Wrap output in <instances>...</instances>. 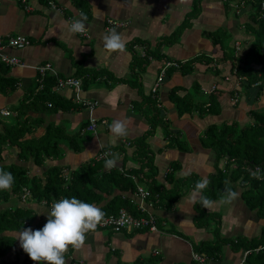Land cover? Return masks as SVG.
<instances>
[{"label": "crops", "instance_id": "obj_1", "mask_svg": "<svg viewBox=\"0 0 264 264\" xmlns=\"http://www.w3.org/2000/svg\"><path fill=\"white\" fill-rule=\"evenodd\" d=\"M48 1L54 2L63 10L51 8ZM85 1L89 6L87 34L81 35L69 31L71 21L78 19L77 14L81 13L74 0H25L24 3L18 0H0V38L6 40L8 37H18L30 42L23 48L4 47L0 50L1 54L15 56L25 64H6L9 67L8 75L17 80V85L6 95L0 93V110L15 111L14 106L36 83L38 72L35 66L50 63L59 78L72 77L78 73L76 76L80 82L85 78L88 80L85 85H81L78 94L82 101L75 98L76 90L73 87L52 88L68 106L33 114L41 119L36 134L44 132L48 124L59 125L68 134L77 133L83 149L74 152L68 148L67 138L59 137L62 154L57 158H47L42 166L32 167V174L40 175L48 166L59 165L62 166L64 174L70 175L71 170L81 163L95 160L96 154L104 148L112 150L108 159L114 155L119 157L116 167H120L124 172L130 171V178L135 182L136 188L140 186L147 189L154 178L162 187L171 188L172 183L165 181L164 177L171 164L178 163L174 176L177 178V184L181 186L182 194L174 204L175 207L153 208L152 202L146 200L147 210L159 217L158 231L125 229L121 231L123 234L110 239V236L102 232L105 228L97 229L87 234L85 245L81 249L69 247L65 254L67 264H74L80 259L85 260L87 264H141L140 262L150 256L161 257L158 264H190L192 260L198 264L193 257V253L197 252L193 250L192 245L196 241L210 239L212 234L203 227L194 225L193 216L196 214L197 204L192 202V194L195 189L186 190L185 187L189 181H195L196 178L206 179L215 171L216 163L214 152L209 146L203 145L201 136H204L205 129L210 124L236 121L243 125L250 121L248 110L251 107L264 109V91L257 99H254V95L251 96L255 88L249 95L239 93L237 96L235 89L230 88L231 77L222 78L221 74L215 75L206 68L205 56L219 55L221 47L212 45L204 32L219 27L225 28L229 35H233L230 44L236 46L238 43L236 47H239L241 28L248 17L247 8L243 7L235 13L227 12V0H200L199 15L191 19V24L185 27L177 38L165 40L164 38L172 34L184 20L193 0ZM107 18L125 22V25L115 27L126 43L123 52L108 53L104 48L103 37L109 31L105 26ZM136 39L148 42L147 45L152 51L161 39L157 56L151 55L152 58L149 59V55L146 61L134 62L133 54L141 52L134 47L135 52L130 50L129 43ZM144 49L147 52V46ZM194 56L202 58L189 65L193 67L191 71L185 73L180 71V67L168 68L156 95L151 93V87L164 62L173 61L181 65L185 60H192L190 58ZM99 69L105 72L101 73L102 76L98 79H92L90 73ZM47 75L54 76L50 73ZM234 86L238 85L235 83ZM191 88L194 89L196 98L194 92H189ZM201 92L206 96L199 97ZM185 95L193 104L199 103L202 108L195 106L180 114L175 101ZM211 98L214 99V108L218 107L217 113H204L203 110ZM86 100L95 103L91 112L83 102ZM151 110L159 111V116L166 120L165 128L177 137L178 141H172L170 145V134L164 132V124L159 123L160 121L152 123L153 117L149 116ZM90 116L96 118V132L85 130ZM114 120L124 121L129 135L122 138L113 135L109 126ZM3 121L12 123L15 118H3L0 115V125ZM143 146L146 153L141 150ZM16 151V147L7 149V163L15 161ZM141 156L143 157L140 158ZM219 165H224V161L221 160ZM151 167L156 171L154 175L150 171ZM187 176L189 181L182 179ZM236 192L237 198L228 203L224 212L219 211V231L223 237L235 240L237 237H258L264 228V216L250 210L241 199L240 191ZM114 193L120 191L115 189ZM122 194L136 205L140 202L136 190ZM111 197L112 195H104L99 204H105ZM215 201L212 200L213 203ZM30 202L29 206L33 210L31 222H26L20 230L6 232L15 240L23 228H42L54 203H37L34 200ZM15 204L23 205L22 201L13 197L1 207ZM210 210L206 209L207 212ZM109 231L113 233L112 230ZM262 245L264 243H261ZM223 249L224 262H209L244 264L245 256L251 253H245L249 248L235 250L228 244H225ZM203 257L206 261L207 257ZM15 260L17 264H25L27 261L36 264L23 251L18 240L0 256V264H12Z\"/></svg>", "mask_w": 264, "mask_h": 264}, {"label": "trees", "instance_id": "obj_2", "mask_svg": "<svg viewBox=\"0 0 264 264\" xmlns=\"http://www.w3.org/2000/svg\"><path fill=\"white\" fill-rule=\"evenodd\" d=\"M264 0H227L225 2L226 11L236 12L241 8H247V20L243 22V27L250 32L248 35H242L239 47H233L230 53H226L223 42L227 38V31L219 27L213 31H205L204 34L209 38L212 45L221 47L219 55H210L206 60V68L215 75L221 74L220 77H231L230 88L235 89L242 95H249L250 91L255 88L254 99H257L264 91ZM249 3V6L247 5ZM74 4L82 13L88 15L89 6L85 0H74ZM201 11L200 0H193L189 11L184 20L165 40H173L183 31L185 27L191 24V19L196 18ZM243 12V9H242ZM219 32H223L221 35ZM161 39L155 44L154 51L150 50L148 42L144 40H133L129 43V48L135 52L133 45L141 44L147 46V52L142 54L134 53L133 61L141 63L146 61L148 56L156 57L159 53ZM233 45V44H232ZM235 51V52H234ZM205 55V54H204ZM235 55H240L241 60L238 62L232 59ZM194 56L190 61L185 60L180 65V71L187 73L193 67L189 66L193 61L200 60ZM190 68H188V67ZM187 67V68H185ZM8 65L0 62V93L6 95L12 92L17 85V80L8 75ZM105 72L99 69L92 71L90 76L92 79L98 77ZM76 75L78 73L74 74ZM88 79L81 81V85H85ZM258 82L254 87L253 84ZM235 83L238 85L235 87ZM57 78L54 76L38 75L36 83L33 87L23 95L22 99L14 106L16 111L15 121L12 123L5 122L0 125V168L9 171L14 176V183L10 190L0 191V256L4 255L8 249L16 242L15 238L8 235L7 231H15L22 229L26 222L33 219V210L29 206L30 201L37 203H51L59 201L63 198L76 197L77 199L95 204L101 208L106 215L116 214L121 208L126 209L134 216L146 215V211L137 209L135 203L130 198L123 195L122 192H134L136 190L135 182L130 178V171L124 172L120 167L106 168L105 160H89L81 163L78 167L71 170L70 175L64 174L62 166L50 165L38 175L31 173L34 166H42L47 158H57L62 154L59 137L67 138V146L74 152H80L83 144L79 141L77 133L68 134L62 126L48 124L41 134H36L37 127L41 119L33 114L49 109L56 110L58 107L66 108L68 103L62 102V98L58 96L52 88L56 86ZM172 95V92H170ZM187 95V94H186ZM176 98L175 105L177 111L182 114L190 111L193 107L202 108L199 103H192L187 97ZM241 97V96H240ZM61 101V102H60ZM154 102V100H151ZM194 101V100H193ZM256 102V100H255ZM214 99H209V104L203 110L204 113H217L218 107L213 106ZM50 104V105H49ZM47 105L49 107H47ZM209 106V107H208ZM218 106V105H217ZM199 108V109H200ZM159 111L151 110L152 123L156 122L164 124V132L170 134L166 127V120L159 116ZM250 121L240 125L236 121L222 122L221 124H210L206 127L204 136H201L203 145L209 146L215 155L214 172H211L206 179L210 181L206 189L200 195L206 196L208 199L217 200L223 197L225 186L228 185L236 192L240 188V197L244 204L259 216H264V178L256 179L251 173L259 170V175L264 177V109L253 106L248 110ZM155 121V123H154ZM87 124V123H86ZM80 133V130H79ZM178 132L176 131V134ZM171 135V136H170ZM169 143L178 141V138L170 134ZM173 137V138H172ZM16 147L15 161L7 163L5 161L7 149ZM143 151L146 153V148ZM138 156V155H137ZM141 156L140 158H142ZM224 161V165L220 166V161ZM178 163L171 164L166 173L164 180L172 183L171 188L162 187L155 178L148 184L146 190L149 191V201L152 202L153 208L163 207L172 209L178 201L182 192L180 185L177 184V178L174 172L178 169ZM102 165V166H101ZM104 167V168H101ZM152 174L156 173L153 167L150 168ZM192 177V176H191ZM186 179V178H182ZM189 181L185 187L186 190L195 189L196 182ZM25 187L30 196L24 201L22 200V188ZM118 189L120 193H114ZM114 193V194H113ZM104 195H112L111 198L103 205H100ZM13 197L22 201L23 205H13L9 207H1ZM30 200V201H29ZM33 203V202H32ZM196 214L193 216V223L197 227H203L212 235L210 239H202L194 242L193 250L207 257L206 262L213 263L224 262L223 246L228 244L232 249H248L251 250L261 243H264V228L258 237L244 239L242 237L226 238L219 231V218L216 224H212L207 212L199 202L196 203ZM219 215V214H218ZM155 216V215H154ZM156 224L159 217H156ZM149 230L148 228H136L134 231ZM163 229V228H162ZM164 230V229H163ZM161 257L150 256L141 264H158ZM244 264H264V251L255 253L251 251L245 256ZM12 264H17L15 260ZM190 264H196L191 261Z\"/></svg>", "mask_w": 264, "mask_h": 264}, {"label": "clouds", "instance_id": "obj_3", "mask_svg": "<svg viewBox=\"0 0 264 264\" xmlns=\"http://www.w3.org/2000/svg\"><path fill=\"white\" fill-rule=\"evenodd\" d=\"M77 15L79 18L71 22L69 31L73 34H87V15L82 12ZM103 40L104 48L108 53L123 52L126 48V43L116 28L110 29ZM109 128L118 138L129 135L127 124L122 120H114ZM118 159L119 157L115 155L106 159L105 167L108 169L116 167ZM251 175L256 179L264 178L259 175V170L252 172ZM13 183V174L0 168V191L10 190ZM209 183L208 179L198 180L192 194V202L194 204L199 202L206 209H209L213 202L200 193ZM237 195V192L226 185L221 203H230L237 198ZM105 216L106 213L95 204L83 202L76 197L63 198L52 204L42 228L35 230L31 227L23 228L17 234L16 240L36 264H67L65 254L69 247L76 250L84 247L87 234L95 232L99 226L106 223Z\"/></svg>", "mask_w": 264, "mask_h": 264}, {"label": "built area", "instance_id": "obj_4", "mask_svg": "<svg viewBox=\"0 0 264 264\" xmlns=\"http://www.w3.org/2000/svg\"><path fill=\"white\" fill-rule=\"evenodd\" d=\"M18 1H21L23 3L25 2V0H18ZM48 4L51 8L58 9L59 11L63 10L61 7H58L52 1H48ZM263 6H264V1L262 2V7ZM123 25H125V22L110 19V18L106 19V25L105 26H106L107 30H110V29L115 28L117 26H123ZM81 35H86V34H81ZM29 43H30L29 40L21 39L18 37H8L6 40H3L2 38H0V50L3 49L4 47L23 48V47L29 45ZM236 46H238V43L236 44ZM133 47L140 49L141 54L144 55V53H145L144 47L145 46L143 47V45L136 43L133 45ZM151 58L152 57L149 56V59H151ZM0 60L3 63L8 64V65H18V66H24L25 65L19 58L15 57V56H8V55L1 54V53H0ZM172 66L180 67V63L173 62V61H166L159 68L158 75L155 79L153 86L151 87V93L153 95H156L157 90H158V88H159V86L163 80V76L165 75L167 69L172 67ZM35 69L38 72V75H40V76H44L47 73L54 75L57 78V84H56L57 89H62L64 87L75 88V90H76L75 98L78 101H82V99H80L78 97V94H79V91L81 88L80 80H78L75 77H71V76L65 77V78L57 77L56 70L52 67V65L50 63L39 64V65L35 66ZM257 84H258V82L254 83V86H256ZM83 102L85 103V105L89 109V111L91 112L95 103L91 102V101L89 102L88 100L83 101ZM0 115L3 118H13L16 116V112L11 111L9 109H2V110H0ZM96 129H97L96 118L90 116L88 124L85 127V130H88L91 132H96ZM111 153H112L111 149L101 148L100 151L96 154L95 159L96 160L108 159L109 158L108 156H110ZM136 192L140 198V202H138L136 205L137 209L141 210V211H146L147 216L146 215L134 216L131 213H129L126 209L121 208L118 211V213H116V214L106 215L105 216L106 223H104L102 226H99L97 229L110 228L112 231L118 232V231H122L125 229L126 230H133L136 228H148L150 231H158V227L156 224V218H155L154 214L152 212H150L149 210H147V208H146V205H147L146 200L149 199V191L138 186L136 188ZM28 196H30L29 191L25 187H23L22 193H21L22 200L24 201ZM260 250H264V245H262V246L259 245L255 248L251 249V250H247V251H245V253H248L249 251L258 252ZM193 257L198 262V264H213L211 262L207 263L205 261V258L202 255H199L197 253H193ZM25 264H33V263L27 261ZM74 264H87V263L85 260L80 259V260H77Z\"/></svg>", "mask_w": 264, "mask_h": 264}, {"label": "rangeland", "instance_id": "obj_5", "mask_svg": "<svg viewBox=\"0 0 264 264\" xmlns=\"http://www.w3.org/2000/svg\"><path fill=\"white\" fill-rule=\"evenodd\" d=\"M248 6H249V3L247 4ZM225 29V28H224ZM226 30V29H225ZM221 35H223V32H219ZM241 33H242V35H248V34H250V32H249V30L247 29V28H241ZM232 37H233V35L231 34V35H229L228 33H227V38L225 39V41L223 42V44L225 45V48H226V53L228 54V53H230L232 50H233V47H235V49H236V46L235 45H231L230 44V41L232 40ZM177 41V40H176ZM215 50H217L216 48H215ZM235 52V51H234ZM233 61H235V62H238L239 60H241V58H240V55H235V57L232 59ZM190 93H192V92H194V96H195V98H196V93H195V91H194V89L193 88H191L190 89V91H189ZM254 93H255V91H253V93L251 94V96H253L254 95ZM202 96H206V94H204L203 92H201L200 93V95H199V97H202ZM219 125V124H218ZM241 125V124H240ZM89 134H91V132H88ZM93 136V135H92ZM91 136V137H92ZM90 137V138H91ZM141 161V160H140ZM192 178V177H191ZM187 181H189V177L187 176ZM237 191H240V188H237ZM223 199V197L222 198H220L219 200H216L215 201V203H212V206L210 207V216H209V219H210V221H211V223L214 225V224H216V219L217 218H219V211H221V212H224V210H225V208H226V206L228 205V203H221V200ZM148 200H150V198L148 199ZM218 211V212H217ZM109 230H111L110 228H105V229H103L102 230V232L104 233V234H107V236H110V239H112L113 238V236H116V235H119V234H123V232H121V231H118V232H121V233H114L115 231H113V233L112 232H110ZM110 234H109V233Z\"/></svg>", "mask_w": 264, "mask_h": 264}, {"label": "bare ground", "instance_id": "obj_6", "mask_svg": "<svg viewBox=\"0 0 264 264\" xmlns=\"http://www.w3.org/2000/svg\"><path fill=\"white\" fill-rule=\"evenodd\" d=\"M153 232V231H152ZM197 262V261H196Z\"/></svg>", "mask_w": 264, "mask_h": 264}]
</instances>
